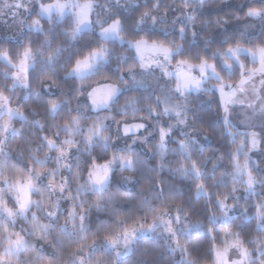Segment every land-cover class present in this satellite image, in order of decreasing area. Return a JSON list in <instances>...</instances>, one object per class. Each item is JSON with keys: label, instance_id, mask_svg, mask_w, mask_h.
I'll use <instances>...</instances> for the list:
<instances>
[{"label": "snow or ice", "instance_id": "obj_1", "mask_svg": "<svg viewBox=\"0 0 264 264\" xmlns=\"http://www.w3.org/2000/svg\"><path fill=\"white\" fill-rule=\"evenodd\" d=\"M0 264H264V0H0Z\"/></svg>", "mask_w": 264, "mask_h": 264}, {"label": "trees", "instance_id": "obj_2", "mask_svg": "<svg viewBox=\"0 0 264 264\" xmlns=\"http://www.w3.org/2000/svg\"><path fill=\"white\" fill-rule=\"evenodd\" d=\"M226 7L225 6H221L220 8L217 9H209V14H216L217 12L219 13H223L224 11H226ZM220 122L219 121H214V124L218 125ZM205 145H209V146H216L215 142L213 140H211L210 143L205 144Z\"/></svg>", "mask_w": 264, "mask_h": 264}, {"label": "rangeland", "instance_id": "obj_3", "mask_svg": "<svg viewBox=\"0 0 264 264\" xmlns=\"http://www.w3.org/2000/svg\"><path fill=\"white\" fill-rule=\"evenodd\" d=\"M202 142H203L204 144H208V143L211 142V140H202Z\"/></svg>", "mask_w": 264, "mask_h": 264}]
</instances>
